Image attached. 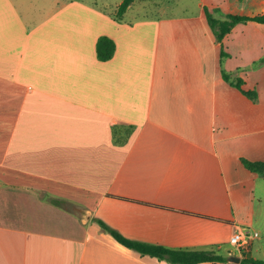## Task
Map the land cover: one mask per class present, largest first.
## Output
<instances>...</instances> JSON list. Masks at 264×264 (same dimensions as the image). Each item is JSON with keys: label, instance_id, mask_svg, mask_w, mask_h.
Wrapping results in <instances>:
<instances>
[{"label": "crops", "instance_id": "obj_1", "mask_svg": "<svg viewBox=\"0 0 264 264\" xmlns=\"http://www.w3.org/2000/svg\"><path fill=\"white\" fill-rule=\"evenodd\" d=\"M133 3L119 19L121 3L0 0V264H172L99 220L241 259L199 264L264 260V177L241 161H264V23L219 42L206 16L263 15L264 0L127 18ZM101 36L116 43L106 61ZM238 226L259 232L242 251Z\"/></svg>", "mask_w": 264, "mask_h": 264}, {"label": "trees", "instance_id": "obj_2", "mask_svg": "<svg viewBox=\"0 0 264 264\" xmlns=\"http://www.w3.org/2000/svg\"><path fill=\"white\" fill-rule=\"evenodd\" d=\"M134 0H123L119 5L117 17L120 19L127 11L129 6ZM206 16L210 27L212 28L216 39L222 42L224 37L229 34L232 29L239 23L247 21H257L264 23V14L259 16H243L236 14H227L225 18H217L214 13L206 8ZM97 56L101 61L109 60L113 57L116 51L115 41L108 36H101L96 44ZM224 52L222 51V55ZM226 80L230 79V75L223 72ZM243 81L238 79L233 85L241 89L246 95L252 99L257 98L256 91H246L242 88ZM120 139V138H118ZM243 165L252 172L264 177V161H253L246 158L241 159ZM100 225L107 232H109L118 242L126 247L139 252L142 255H149L156 257L159 260L167 261L172 264H199L202 262H224L228 261L229 256L219 254L215 250H202V249H172L163 245L151 244L142 241L130 239L120 233L117 229L110 226L103 220H99ZM241 264H264V260L254 259L253 257H245L242 259Z\"/></svg>", "mask_w": 264, "mask_h": 264}, {"label": "rangeland", "instance_id": "obj_3", "mask_svg": "<svg viewBox=\"0 0 264 264\" xmlns=\"http://www.w3.org/2000/svg\"><path fill=\"white\" fill-rule=\"evenodd\" d=\"M87 4L99 5L108 12H115L123 0H83ZM199 0H135L126 13L127 18L148 16H171L193 14L198 11ZM234 247V246H233Z\"/></svg>", "mask_w": 264, "mask_h": 264}, {"label": "built area", "instance_id": "obj_4", "mask_svg": "<svg viewBox=\"0 0 264 264\" xmlns=\"http://www.w3.org/2000/svg\"><path fill=\"white\" fill-rule=\"evenodd\" d=\"M258 236L259 232L256 230L247 226H238L230 237V243L232 246L242 251L247 249Z\"/></svg>", "mask_w": 264, "mask_h": 264}, {"label": "water", "instance_id": "obj_5", "mask_svg": "<svg viewBox=\"0 0 264 264\" xmlns=\"http://www.w3.org/2000/svg\"><path fill=\"white\" fill-rule=\"evenodd\" d=\"M88 219H90V213H88L87 215H86V217H85V220H88ZM247 257L248 258H251V253H248L247 254ZM240 258L239 257H236V256H230L229 257V261H232V262H236V263H238V262H240Z\"/></svg>", "mask_w": 264, "mask_h": 264}]
</instances>
